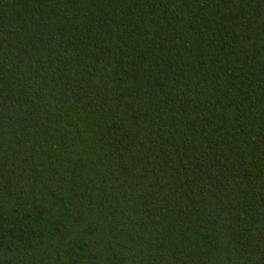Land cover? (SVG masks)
I'll return each instance as SVG.
<instances>
[{
    "label": "trees",
    "instance_id": "16d2710c",
    "mask_svg": "<svg viewBox=\"0 0 264 264\" xmlns=\"http://www.w3.org/2000/svg\"><path fill=\"white\" fill-rule=\"evenodd\" d=\"M0 264H264V0H0Z\"/></svg>",
    "mask_w": 264,
    "mask_h": 264
}]
</instances>
